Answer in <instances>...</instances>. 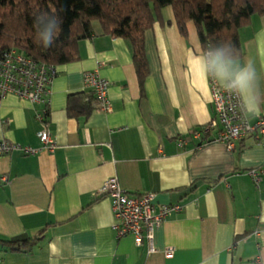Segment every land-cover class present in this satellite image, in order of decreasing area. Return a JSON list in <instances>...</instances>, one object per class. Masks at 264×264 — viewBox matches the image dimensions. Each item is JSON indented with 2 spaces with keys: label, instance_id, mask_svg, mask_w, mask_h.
Masks as SVG:
<instances>
[{
  "label": "crops",
  "instance_id": "0c3cea01",
  "mask_svg": "<svg viewBox=\"0 0 264 264\" xmlns=\"http://www.w3.org/2000/svg\"><path fill=\"white\" fill-rule=\"evenodd\" d=\"M162 14L165 24L145 35L144 93L130 42L104 35L97 23L79 44L80 59L57 67L48 107L53 154L38 137L42 106L0 99V145L39 150L0 157V239L43 236L32 254L0 245V264H264V176L257 187L250 175L264 170V146L248 136L231 152L214 140L217 132L190 136L214 117L210 78L193 59L203 53L194 23L184 37L173 9ZM240 40V61H252L261 77L264 116V15L252 17ZM95 71L110 84L113 111L96 106L70 117L69 97L85 92L84 74ZM114 178L126 192L154 194L157 206L181 207L155 231L154 253L145 239L117 237L111 200L101 193Z\"/></svg>",
  "mask_w": 264,
  "mask_h": 264
},
{
  "label": "trees",
  "instance_id": "16d2710c",
  "mask_svg": "<svg viewBox=\"0 0 264 264\" xmlns=\"http://www.w3.org/2000/svg\"><path fill=\"white\" fill-rule=\"evenodd\" d=\"M171 7L182 36L187 25L196 26L202 48L215 43L234 45L243 58L240 32L255 15H264V0H0V53L22 52L40 64L62 66L80 59L79 44L94 36L97 23L104 35L130 42L142 93L150 76L145 35L156 23L165 24L162 11ZM40 12L56 14L62 20L58 39L45 49L36 42L34 17ZM91 92L69 97L67 112L72 118L94 111ZM0 239V245L13 253L32 254L42 241Z\"/></svg>",
  "mask_w": 264,
  "mask_h": 264
},
{
  "label": "built area",
  "instance_id": "2783aa9c",
  "mask_svg": "<svg viewBox=\"0 0 264 264\" xmlns=\"http://www.w3.org/2000/svg\"><path fill=\"white\" fill-rule=\"evenodd\" d=\"M57 75L56 66L40 64L17 50L0 53V99L14 95L33 105L42 106L43 110L36 115V119L43 127L38 137L43 145L42 150L51 154L55 152L57 145L49 126L48 107L51 87ZM210 84L214 117L207 126L193 130L190 136L201 139L204 134L217 132L214 140L225 144L231 152L235 151L248 136L252 137L258 146H264V116L256 115V122L251 124L249 114L243 111L237 97L226 92L211 78ZM109 86V82L102 79L97 71L84 74L85 90L93 95L94 107L97 106L104 113L113 111L108 99ZM185 144L186 141L182 138L180 145ZM15 151L26 155H35L39 152V150L22 148L6 140L0 145V157ZM250 175L259 187L264 170L252 171ZM1 181L5 184L9 182L7 177H2ZM101 193L111 200L117 237L134 236L138 245H141L145 239L150 253L155 252L154 235L157 228L170 214L181 211L179 206H157L154 203V194L135 195L124 191L116 178L106 182ZM174 253L175 250L169 248L165 253L166 258H173Z\"/></svg>",
  "mask_w": 264,
  "mask_h": 264
},
{
  "label": "clouds",
  "instance_id": "9594fccd",
  "mask_svg": "<svg viewBox=\"0 0 264 264\" xmlns=\"http://www.w3.org/2000/svg\"><path fill=\"white\" fill-rule=\"evenodd\" d=\"M33 24L37 44L45 49L51 48L61 31L60 17L40 12L34 17ZM193 59L199 73L215 80L226 92L237 97L246 114L259 115L261 77L252 61H240L234 45L228 42L212 44Z\"/></svg>",
  "mask_w": 264,
  "mask_h": 264
}]
</instances>
